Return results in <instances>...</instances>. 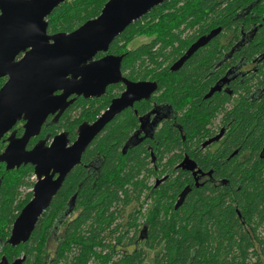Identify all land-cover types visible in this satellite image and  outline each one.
Here are the masks:
<instances>
[{
  "label": "flooded vegetation",
  "instance_id": "obj_1",
  "mask_svg": "<svg viewBox=\"0 0 264 264\" xmlns=\"http://www.w3.org/2000/svg\"><path fill=\"white\" fill-rule=\"evenodd\" d=\"M169 12L172 17L176 14L181 16L178 23L181 25L180 31L184 32L181 38L185 42L172 41L169 47L170 61H166L161 67L152 66L146 77H130L125 59L135 50L127 51L124 41L119 43L122 52L116 54L110 51L119 37L110 45L108 52L98 53L94 58V61H98L106 56L123 57L120 68L123 79L133 84L151 83L156 86L148 98L135 101L132 106L117 114L92 142L93 144L120 117L133 115L134 122L127 131L120 152L126 155L128 151L138 149L145 164L136 182V189L130 188V193L137 199L127 205L121 202L118 209L121 216L116 222L121 224L123 233L129 236L121 241H112V251L106 250L110 255L107 264H130V259H127L129 256H136L131 264H158V261L164 260L161 257L165 254V244H150L149 239L143 237L149 226L150 211H155L154 215H158L160 221H170L187 204L188 197L194 190H201L204 193L201 196L203 199L217 198L215 205L218 206L222 196H212L210 193L226 189L229 191L226 201L231 203L238 219V224L232 229L233 234H248L253 243L251 263L264 264V214L260 215L256 211L257 203H251L252 207L247 208L244 215L239 210L233 187L239 182L237 179H240L235 180L237 168L264 171V0H250L248 6L238 8L234 18L227 22L226 30L220 25L207 29L206 12L203 10L191 12L187 6H169ZM174 19L171 18V23L177 22L178 19ZM218 29L219 33L192 51L177 70L173 69L200 40L209 38ZM157 47H160V43ZM127 89V83L120 82L109 85L105 94L98 98L71 96L69 100H73V104L62 114L58 112L49 115L39 135L30 140L27 150L33 149L40 141L50 145L56 136L63 133L68 135L69 145H72L78 138L80 126L97 121L109 109L112 101L121 97ZM61 93L57 92L56 95ZM109 97L108 104L95 120L76 125L75 137L68 129L60 128L42 138L43 131L52 129L63 118L71 116V121L78 119L81 109L71 110L75 102L91 101L99 108L100 102ZM86 108L89 109V105ZM24 125L25 121H18L2 138L0 143L3 140L6 142L5 149L10 136L20 138L24 135ZM31 142H34L33 146ZM96 159L99 158L94 157L92 163L88 164V170L93 175H98L100 167ZM0 164L6 170V165ZM57 177L56 175L55 178ZM37 181L34 169L29 179L33 185L27 190V193H32V198ZM168 183L180 184L181 190L177 197L175 193L162 195ZM71 201L73 204L68 205L63 215L64 222L53 236L57 241L65 226L78 215L75 196ZM202 205L201 215L204 219L207 210ZM131 217L135 218V222L132 223ZM186 223L190 224L189 219ZM195 251L196 249L192 250L193 255ZM193 255L186 264L195 263ZM23 256L26 257L23 254L20 258ZM24 264H29L27 257Z\"/></svg>",
  "mask_w": 264,
  "mask_h": 264
},
{
  "label": "trees",
  "instance_id": "obj_2",
  "mask_svg": "<svg viewBox=\"0 0 264 264\" xmlns=\"http://www.w3.org/2000/svg\"><path fill=\"white\" fill-rule=\"evenodd\" d=\"M109 0H70L61 4L48 18V33H71L85 22L98 17ZM175 2L179 6H187L191 12L205 11L206 28L220 25L226 30L227 22L234 18L235 12L241 6H248L250 0H170L155 8L142 19L129 26L113 43L112 53L122 52L119 43L125 44L138 34H157L159 37L130 52L125 65L130 69V77L144 78L150 74L152 66H162L169 57L172 41L185 42L181 37L179 17L173 25L166 26L168 19L164 10ZM171 22V18H170ZM160 43V47L157 45ZM157 47V48H156ZM121 50V51H120ZM6 79H0V89ZM109 98L100 102L99 108L91 101H77L72 111L81 109L78 119L71 121V116L63 118L52 129L43 131L42 138L49 132L66 128L74 136L77 124L92 121L100 111L106 107ZM89 105V109H87ZM133 115L120 117L116 122L85 152L81 164L76 167L63 184L62 190L54 197L51 205L39 219L30 239L17 247L8 244L11 229L22 209L32 199V188L29 182L34 173L31 166H22L18 170L7 172L0 164V260L3 256L8 261L20 258L23 254L29 264H107L110 255L106 252L111 249L113 240L121 241L128 234L123 233L118 211L121 202L126 205L135 201L130 188L136 189L141 170L145 164L138 149L128 151L126 155L120 152V147L127 136V131L134 122ZM6 142L0 143V150L5 149ZM34 142H31L33 146ZM166 144H164L165 146ZM98 157V175L88 170L93 158ZM239 182L233 185L237 197L239 210L245 215L246 209L257 203L256 211L264 214V171L237 168ZM232 181V179H231ZM162 191L167 196L175 193L177 197L181 190L180 184L175 183ZM239 189V190H238ZM222 196L220 205L216 206L217 198H201V190H194L188 197L187 204L180 208L172 220L162 222L159 217L150 211L149 226L143 237L149 243H164V260L158 264H186L194 253V264H252V239L245 232L233 234V227L238 219L231 203L226 201L229 191H211L210 195ZM161 195V192H160ZM75 196L76 219L69 222L57 241L55 255L50 257L48 243L64 222V213L68 205L73 204ZM123 196V197H122ZM123 198V199H122ZM72 203V204H71ZM207 215L202 218L203 205ZM263 206V208H262ZM260 208V209H259ZM263 217V216H262ZM264 218V217H263ZM189 219L190 224L186 221ZM130 220L135 222V218ZM174 220V221H173ZM132 223L129 225L133 226ZM127 224V227L129 226ZM120 227L122 228L121 230ZM138 237V235H134ZM112 251V249H111ZM264 253V251H263ZM193 258V257H192ZM131 263L136 256H129ZM130 263V264H131ZM254 264H260L254 263Z\"/></svg>",
  "mask_w": 264,
  "mask_h": 264
},
{
  "label": "water",
  "instance_id": "obj_3",
  "mask_svg": "<svg viewBox=\"0 0 264 264\" xmlns=\"http://www.w3.org/2000/svg\"><path fill=\"white\" fill-rule=\"evenodd\" d=\"M70 0H0V141L18 121H25L24 135L8 139L0 151V163L6 170L31 165L38 178L32 200L13 223L8 244L26 243L69 173L81 163L82 156L105 126L135 101L148 98L156 86L133 84L122 78L123 57L106 56L94 61L98 53L108 52L110 45L129 26L156 7L170 0H109L100 15L71 33H48V18L61 4ZM200 40L175 66L177 70L189 55L211 37ZM125 82L127 91L114 99L92 124L84 123L72 144L66 133L56 136L50 145L38 142L27 146L39 135L49 115L62 114L73 95L86 99L101 97L109 85ZM57 92H62L56 95ZM58 176L55 178V176ZM23 256L9 263L24 264Z\"/></svg>",
  "mask_w": 264,
  "mask_h": 264
},
{
  "label": "rangeland",
  "instance_id": "obj_4",
  "mask_svg": "<svg viewBox=\"0 0 264 264\" xmlns=\"http://www.w3.org/2000/svg\"><path fill=\"white\" fill-rule=\"evenodd\" d=\"M172 6H179V4L177 5L175 2H172ZM166 14H168L171 17H169L168 19H160L159 18L156 20L155 24H157L159 21L160 22L163 21V23H164V21H166V24H167L166 26L168 27L169 25L174 24L173 22L172 23L170 22V18H175L174 19L175 21H176V19H178V17L181 18V16L177 15V14L172 17L171 13L169 12V6H168V9L164 10L163 15H166ZM158 35H159V33L152 34V35L138 34L132 40H130L126 43V49H127V51H133V50L139 48L140 46L150 42L151 40L156 39L157 37H159ZM73 116H78V115H73ZM56 247H57V238L53 237V238H51V240L48 243V253H49L50 257H53L55 255Z\"/></svg>",
  "mask_w": 264,
  "mask_h": 264
}]
</instances>
